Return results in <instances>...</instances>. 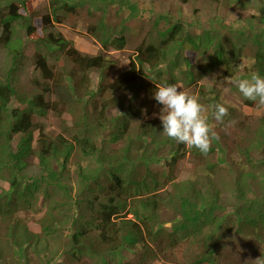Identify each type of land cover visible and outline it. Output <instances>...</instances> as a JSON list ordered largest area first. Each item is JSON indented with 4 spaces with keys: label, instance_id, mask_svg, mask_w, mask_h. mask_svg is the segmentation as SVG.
I'll return each mask as SVG.
<instances>
[{
    "label": "trees",
    "instance_id": "16d2710c",
    "mask_svg": "<svg viewBox=\"0 0 264 264\" xmlns=\"http://www.w3.org/2000/svg\"><path fill=\"white\" fill-rule=\"evenodd\" d=\"M5 1L0 264H235L238 240L253 239L264 256V107L233 84L264 76V0H173L140 29L128 68L116 75L117 61L103 53L124 51L136 37V1L47 0L40 18L31 0ZM204 2L218 22L203 27L181 16L183 5ZM230 8L240 12L239 27L225 23ZM79 21L102 53L83 54L54 30ZM28 59L37 76L13 85ZM164 82L204 106L218 137L206 154L162 135L161 121L143 115ZM216 103L228 109L222 123L212 115ZM253 108L263 112L245 111ZM58 119L63 133L44 130ZM30 159L37 175L26 173ZM184 162L202 173L177 181ZM166 211L172 217L163 222L158 214Z\"/></svg>",
    "mask_w": 264,
    "mask_h": 264
},
{
    "label": "rangeland",
    "instance_id": "374dc122",
    "mask_svg": "<svg viewBox=\"0 0 264 264\" xmlns=\"http://www.w3.org/2000/svg\"><path fill=\"white\" fill-rule=\"evenodd\" d=\"M12 1V0H10ZM9 1V2H10ZM136 1L139 4V7L141 8V12L138 15V20L131 25V29L133 30L134 34L136 33V37L134 40L130 43H128V47L124 51H110L108 53H103L107 55V57H111L112 59L117 61V64L113 67L112 75H116L128 68L129 63V57L132 55L134 50L136 49V46L139 44V40L141 38V35L143 33V30L145 25L150 21L149 18L155 17V15H158L160 13H165L169 10V5L173 0H164L160 3L155 4H148L147 0H132ZM175 5L177 4L174 0ZM7 2L5 0H0V8H4L6 6ZM210 3L204 2V3H198L193 4L189 3L187 5L182 6L181 10V16L186 19L187 21H195L198 25H201L203 27H208L209 25H213V23L218 22V20L212 15L208 14V10L205 12L202 10L203 5H209ZM31 5L33 11H35L37 17H41L45 14L47 9V0H31ZM197 8V11L194 13L193 9ZM211 10H214L213 7H210ZM85 10V8H83ZM5 11V10H4ZM3 11V12H4ZM153 11V14L151 13ZM217 11V10H215ZM231 16L230 19L225 16L226 25L231 23V21L235 22V27H239L240 21L238 19V15L240 14L239 11H233L230 8ZM210 18H212V22H210ZM229 26V25H228ZM141 29V30H140ZM54 30L56 32H61L67 39L72 40L73 46H75L78 51H80L83 54L88 55H97L98 53H102L100 46L97 44L96 41H94L90 36H88L85 32V26L82 24L81 21L77 23V25L73 26L69 22H64L62 25H56ZM129 32L127 33V35ZM8 68V60L6 55L0 53V74L5 73V71ZM37 71L35 70L32 59H28L22 66H18V68L15 71V74L12 76V84L13 85H19V84H26L29 82L32 78H35L37 76ZM97 75L95 73L92 74V85L94 86L97 82ZM199 86V85H198ZM198 86L196 87L198 89ZM210 88V86H208ZM53 92L55 97H61L63 99H66V94L63 89L59 87H54ZM190 93V91H187ZM162 106L158 105L156 102L149 101L143 105L142 112L143 115H145V118L147 119H154L158 118V114L160 111V108ZM247 113H250L253 115V117L259 116L263 110L258 108L248 109L245 110ZM62 119L69 121L70 116L68 113L62 115ZM159 119V118H158ZM55 124V125H54ZM45 131L48 132L50 130V133L53 132V134H61L63 133L62 129L59 130L57 126H60V120L58 119L55 122L47 121L45 122ZM57 125V126H56ZM65 135V134H63ZM36 137H38V134H36ZM31 163V166L26 171L27 175H37V163L35 159L29 160ZM202 170L198 168L197 172H194L191 166L188 165L187 162H184L177 166L176 171V180H194L195 177L198 174H201ZM229 193L228 196L225 198V203H231L232 197ZM230 210V209H229ZM159 212H157L158 214ZM122 215V214H121ZM160 217V220L163 222H168V220L171 219V214L169 211H166L164 214H158ZM130 218V216H128ZM34 230H37L36 226H32ZM241 244L240 249L237 252H234V263L235 264H252V261H255L257 258H260V248L259 243L257 241L250 240L249 244H245L244 242H241L238 240ZM223 257V256H222ZM221 257V258H222ZM20 262L19 258H17ZM60 259V258H59ZM151 264H160V263H151Z\"/></svg>",
    "mask_w": 264,
    "mask_h": 264
},
{
    "label": "clouds",
    "instance_id": "9594fccd",
    "mask_svg": "<svg viewBox=\"0 0 264 264\" xmlns=\"http://www.w3.org/2000/svg\"><path fill=\"white\" fill-rule=\"evenodd\" d=\"M233 84L244 98L264 107V76L253 72L247 79L233 80ZM178 89L175 84L167 82L156 85L152 98L162 106L158 114L161 134L206 154L210 150L211 141L218 137L202 116L204 106L198 98ZM212 108L214 119L222 123L228 114L227 107L216 103ZM252 264H264V256L252 261Z\"/></svg>",
    "mask_w": 264,
    "mask_h": 264
}]
</instances>
